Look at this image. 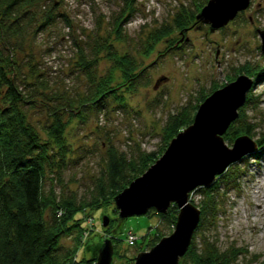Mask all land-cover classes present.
Instances as JSON below:
<instances>
[{
  "label": "trees",
  "instance_id": "obj_1",
  "mask_svg": "<svg viewBox=\"0 0 264 264\" xmlns=\"http://www.w3.org/2000/svg\"><path fill=\"white\" fill-rule=\"evenodd\" d=\"M39 1L0 0V264H94L105 237H110L113 243L111 264H118L113 260L114 257H121L117 246L120 239L116 233L123 219L110 217L108 226L101 228L103 234L96 235L93 240L90 239L93 235H88L90 227H81L80 220H85L91 211L99 208H110L117 215L113 203L115 195L154 163L169 141L192 123L194 113L205 97L240 73L252 77L254 84L263 81L264 69L244 63L236 67L231 76H226L224 82H212L206 90L200 89L193 101H188L166 116L161 128V144L155 150L146 151L136 144L123 151L109 144L104 166L92 181L88 194L81 197L75 193L64 196L55 191L54 184L60 180L70 152L67 128L73 127V121L81 123L90 115L106 113L107 106L112 103L125 110V94L135 92L148 82V65H142V59L150 56L163 39L169 41V46L178 42L180 37L168 38L172 30H178L183 35L184 30L197 24L199 20L196 15L207 0L194 3L193 9L177 11L173 19L174 28L163 25L149 33L138 57L115 45L127 42L122 22L135 9L133 0H123L122 8L125 10L116 12V16L107 21L111 26L109 32L91 37V56L81 46L76 47L77 65L85 84L82 91L65 95L51 91L37 73L31 79H20L15 43H20L27 27L33 25L36 15L32 9L41 11V21L35 31L52 24L56 16L64 15L54 12V4L46 7ZM111 34H114L113 38H110ZM175 48L178 47L172 49ZM99 60L108 64L102 74L95 70ZM251 89L238 109V116L224 132L223 139L227 145H231L239 135L252 139L256 136L253 139L256 149L249 154L257 158L264 152V130L257 132V124L246 113L250 105L255 108L258 104ZM36 109L46 117L42 126L43 135L28 119V112ZM237 162L231 163L210 185L199 186L190 192L199 195L196 206L200 210V217L191 242L178 264H238L237 255L241 252L219 249L212 235L205 233L214 228L224 194L235 187L242 176ZM46 179L51 183L47 189ZM190 202L193 203V200L190 199ZM177 212L175 204H171L164 213L148 210L149 214H158L159 225L155 235L138 247L136 252L149 249L161 237L168 235L174 228ZM114 222H118L116 226ZM159 226H163L167 233ZM63 236H72L73 244L62 245L60 241ZM79 247L87 251V257L84 256L83 260L77 259ZM133 258L127 264H132Z\"/></svg>",
  "mask_w": 264,
  "mask_h": 264
},
{
  "label": "rangeland",
  "instance_id": "obj_2",
  "mask_svg": "<svg viewBox=\"0 0 264 264\" xmlns=\"http://www.w3.org/2000/svg\"><path fill=\"white\" fill-rule=\"evenodd\" d=\"M133 1L135 9L132 15L126 16L124 21L127 20L122 22L127 42L115 45L138 57L149 33L163 25L174 28L176 12L193 9V4L201 0ZM39 2L46 7L54 4V12L64 15L56 16L52 24L35 31L41 21V11L32 9L36 15L35 21L27 27L24 39L15 43L20 79H31L37 73L51 91L64 95L82 91L85 80L77 65L76 47L81 46L90 57L89 46L93 36H103L109 32L111 26L107 21L115 17L116 12L125 10L122 8L123 0ZM263 26L264 0H250L245 10L213 31L209 30L208 24L200 21L184 30L183 35L173 29L168 38L180 37L178 42L170 47L169 41L163 39L150 56L142 59V65H148V82L135 92L125 94V110L112 103L107 106L106 113L90 115L81 123L73 121V127L67 128L70 152L60 180L54 184L55 191L64 196L71 193L78 197L87 195L92 181L104 166L109 144L123 151L136 144L146 151L155 150L161 144V128L166 116L188 101H193L200 89L206 90L212 82H224L226 76H231L234 69L244 63L264 69V55L260 51L257 32ZM113 37L114 34H111L110 38ZM176 46L178 48L172 49ZM95 66V70L102 74L108 64L99 60ZM238 75L249 76L246 73ZM251 88L258 104L255 108L250 105L246 113L257 124L256 131L260 132L264 130V80L252 84ZM46 92L49 94L47 89ZM28 119L43 135L45 114L36 109L28 112ZM237 163L242 176L236 186L224 194L214 228L205 233L212 235L219 249L241 252L237 255L238 264H264V152L257 158L247 154ZM50 184L46 179L45 188ZM190 199L196 205L199 195L191 193ZM103 215L118 218L110 208H99L91 211L85 220H80L81 227H90L88 235H93L91 240L103 234ZM159 221L158 214L149 213L122 220L116 233L120 239L117 246L121 257H114L113 261L127 264L137 254L136 249L155 235ZM117 223L114 222L115 226ZM159 227L167 233L163 226ZM129 231L136 237L133 246L125 242ZM71 237L63 236L60 243L71 246ZM84 256L87 257V251L79 247L77 259L81 260Z\"/></svg>",
  "mask_w": 264,
  "mask_h": 264
},
{
  "label": "water",
  "instance_id": "obj_3",
  "mask_svg": "<svg viewBox=\"0 0 264 264\" xmlns=\"http://www.w3.org/2000/svg\"><path fill=\"white\" fill-rule=\"evenodd\" d=\"M249 3L250 0H207L196 18L213 31L227 24ZM257 32L260 51L264 55V26ZM252 84V77L238 75L205 97L198 105L192 123L169 141L154 163L115 195L113 203L117 217L123 220L146 214L150 209L164 213L171 204L178 209L172 231L148 250L139 251L132 264H178L200 217V210L189 200L190 192L199 186L210 185L231 163L256 149L255 140L247 135L237 136L231 146L223 139ZM109 222L110 217L103 215L102 226H108ZM112 254V240L105 237L94 264H111Z\"/></svg>",
  "mask_w": 264,
  "mask_h": 264
},
{
  "label": "built area",
  "instance_id": "obj_4",
  "mask_svg": "<svg viewBox=\"0 0 264 264\" xmlns=\"http://www.w3.org/2000/svg\"><path fill=\"white\" fill-rule=\"evenodd\" d=\"M136 237L130 231L126 234L125 242L127 245H133L135 243Z\"/></svg>",
  "mask_w": 264,
  "mask_h": 264
},
{
  "label": "bare ground",
  "instance_id": "obj_5",
  "mask_svg": "<svg viewBox=\"0 0 264 264\" xmlns=\"http://www.w3.org/2000/svg\"><path fill=\"white\" fill-rule=\"evenodd\" d=\"M256 195V194H255ZM257 205H259V204H257Z\"/></svg>",
  "mask_w": 264,
  "mask_h": 264
},
{
  "label": "flooded vegetation",
  "instance_id": "obj_6",
  "mask_svg": "<svg viewBox=\"0 0 264 264\" xmlns=\"http://www.w3.org/2000/svg\"><path fill=\"white\" fill-rule=\"evenodd\" d=\"M141 251H144V250H141Z\"/></svg>",
  "mask_w": 264,
  "mask_h": 264
}]
</instances>
